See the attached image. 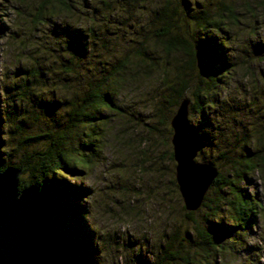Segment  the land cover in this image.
I'll use <instances>...</instances> for the list:
<instances>
[{
  "label": "clouds",
  "instance_id": "9594fccd",
  "mask_svg": "<svg viewBox=\"0 0 264 264\" xmlns=\"http://www.w3.org/2000/svg\"><path fill=\"white\" fill-rule=\"evenodd\" d=\"M0 26V173L60 156L92 264H264V0H0Z\"/></svg>",
  "mask_w": 264,
  "mask_h": 264
},
{
  "label": "trees",
  "instance_id": "16d2710c",
  "mask_svg": "<svg viewBox=\"0 0 264 264\" xmlns=\"http://www.w3.org/2000/svg\"><path fill=\"white\" fill-rule=\"evenodd\" d=\"M75 39L77 41L78 38ZM70 49L77 51L76 45L71 46ZM199 55L207 61L209 70H211L212 64L221 59L213 40L207 41L200 48ZM16 128L23 131L18 123ZM27 140L37 141L39 137L28 136ZM8 159L6 154L5 160ZM8 166L18 170L20 175L27 174V180L19 177L20 190L28 186H35L38 191L40 228L48 255L47 264H92L89 234L80 219V208L77 203L81 190L57 180L55 177L44 181L45 176L50 177L53 173L63 176L65 179L71 177L70 173L64 171L60 156L55 152L45 154L40 146L33 148L31 144H27L22 148L21 159L16 162L12 160L5 167ZM84 166H87L86 161ZM208 224L209 230L217 234H222L225 231V226L222 224L217 225L211 221ZM213 244L219 250V245L215 242Z\"/></svg>",
  "mask_w": 264,
  "mask_h": 264
},
{
  "label": "water",
  "instance_id": "95a60500",
  "mask_svg": "<svg viewBox=\"0 0 264 264\" xmlns=\"http://www.w3.org/2000/svg\"><path fill=\"white\" fill-rule=\"evenodd\" d=\"M184 134L189 136L187 130ZM19 174L10 168L0 173V264H47L38 191L35 186L20 190Z\"/></svg>",
  "mask_w": 264,
  "mask_h": 264
},
{
  "label": "rangeland",
  "instance_id": "374dc122",
  "mask_svg": "<svg viewBox=\"0 0 264 264\" xmlns=\"http://www.w3.org/2000/svg\"><path fill=\"white\" fill-rule=\"evenodd\" d=\"M16 11H18L16 8L12 9V12H16ZM8 15H10V13H5V21H6V18ZM0 28H2V26H0ZM67 36H68V41H69V48L71 46L76 45L77 51H79L80 39H81L80 34L78 32H70V33H67ZM74 36H76L78 38L77 41L75 39L76 37H74ZM253 49H254V52L256 54H259L260 52H264V45H259V44L253 45ZM259 59L264 60V56L259 57ZM54 107H55V105H45V108L47 109L48 112H51L54 109ZM36 118H39V117H36ZM5 121L7 122V116H5ZM15 127H16V124H15ZM16 161L17 160H15V159L13 160V162H16ZM70 176L71 177H67V179L72 180L73 177H72V175H70ZM19 177H22L23 179L27 180V174L26 175H20L19 174Z\"/></svg>",
  "mask_w": 264,
  "mask_h": 264
}]
</instances>
